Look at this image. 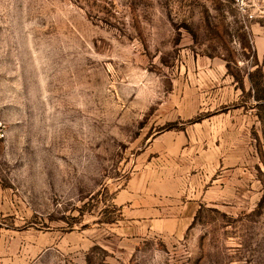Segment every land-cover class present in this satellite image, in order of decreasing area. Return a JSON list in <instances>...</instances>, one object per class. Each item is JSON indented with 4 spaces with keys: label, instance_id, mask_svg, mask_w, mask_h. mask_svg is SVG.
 I'll use <instances>...</instances> for the list:
<instances>
[{
    "label": "rangeland",
    "instance_id": "rangeland-1",
    "mask_svg": "<svg viewBox=\"0 0 264 264\" xmlns=\"http://www.w3.org/2000/svg\"><path fill=\"white\" fill-rule=\"evenodd\" d=\"M264 0H0V264H264Z\"/></svg>",
    "mask_w": 264,
    "mask_h": 264
},
{
    "label": "built area",
    "instance_id": "built-area-1",
    "mask_svg": "<svg viewBox=\"0 0 264 264\" xmlns=\"http://www.w3.org/2000/svg\"><path fill=\"white\" fill-rule=\"evenodd\" d=\"M242 20L249 21L256 16L260 0H232Z\"/></svg>",
    "mask_w": 264,
    "mask_h": 264
},
{
    "label": "trees",
    "instance_id": "trees-1",
    "mask_svg": "<svg viewBox=\"0 0 264 264\" xmlns=\"http://www.w3.org/2000/svg\"><path fill=\"white\" fill-rule=\"evenodd\" d=\"M254 97L257 99V100H263V98H264V95H259V94H257V93H254Z\"/></svg>",
    "mask_w": 264,
    "mask_h": 264
}]
</instances>
